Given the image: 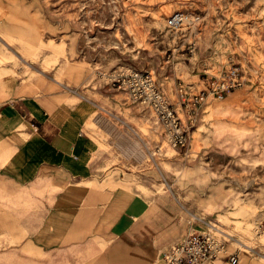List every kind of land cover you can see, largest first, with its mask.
Listing matches in <instances>:
<instances>
[{
    "label": "rangeland",
    "instance_id": "374dc122",
    "mask_svg": "<svg viewBox=\"0 0 264 264\" xmlns=\"http://www.w3.org/2000/svg\"><path fill=\"white\" fill-rule=\"evenodd\" d=\"M175 11L186 19L171 30L166 19ZM230 65L240 68L241 86L208 97L189 120L177 87L192 96ZM130 71L148 73L177 109L183 145L167 141L152 109L121 85ZM0 74L12 81L0 101L33 95L87 105L101 171L166 197L193 225L189 232L254 250L264 264V0H0ZM134 142L145 156L129 150ZM34 194L0 184V264H65L44 261L26 239L43 191Z\"/></svg>",
    "mask_w": 264,
    "mask_h": 264
},
{
    "label": "crops",
    "instance_id": "0c3cea01",
    "mask_svg": "<svg viewBox=\"0 0 264 264\" xmlns=\"http://www.w3.org/2000/svg\"><path fill=\"white\" fill-rule=\"evenodd\" d=\"M70 70L80 75L77 66ZM92 121L87 105L51 96L0 101V155L7 146L0 160V184L10 185L12 193L25 189L35 196L43 191L38 213H31L27 222L31 230L26 239L50 263L58 257L68 264L74 257L76 264H166L161 251L193 225L166 197L142 195L121 177L100 170ZM151 136L143 137L144 146H152ZM139 149L134 142L129 150L145 156ZM13 219L8 225L19 230V219ZM232 255L236 263L230 261ZM205 264L262 263L254 250L245 253L226 243L225 251Z\"/></svg>",
    "mask_w": 264,
    "mask_h": 264
},
{
    "label": "built area",
    "instance_id": "2783aa9c",
    "mask_svg": "<svg viewBox=\"0 0 264 264\" xmlns=\"http://www.w3.org/2000/svg\"><path fill=\"white\" fill-rule=\"evenodd\" d=\"M184 21V15L180 11H175L167 17L166 26L171 30H178L183 26ZM203 84L204 87L192 96H189L182 85L177 87V99L189 120L193 119L196 108L208 97L222 99L227 92L241 86L240 68L230 65L218 75H207ZM121 85L126 88L130 97L147 104L152 109L157 120L169 130L173 144H184L182 119L177 109L148 73L130 71L125 78H122ZM225 246L226 241L218 239L209 232L191 231L169 244L161 251L160 256L166 264H205L224 252ZM230 261L236 263V256L232 255Z\"/></svg>",
    "mask_w": 264,
    "mask_h": 264
},
{
    "label": "bare ground",
    "instance_id": "6f19581e",
    "mask_svg": "<svg viewBox=\"0 0 264 264\" xmlns=\"http://www.w3.org/2000/svg\"><path fill=\"white\" fill-rule=\"evenodd\" d=\"M186 19V18H185ZM21 39V38H20ZM40 42V41H39ZM43 42V41H42ZM51 43V42H50ZM34 45V44H33ZM40 45V44H39ZM50 46V45H49ZM58 46V45H57ZM38 47V46H37ZM57 60V59H56ZM0 75H5V74H0ZM10 81H11V78H9V77H4V76H2V77H0V88L2 89V90H5V89H7V87H10ZM12 82V81H11ZM224 123V122H223ZM234 127H235V125H234ZM212 128V127H211ZM226 134V133H225ZM211 137V136H210ZM167 141L170 139V136H168L167 138ZM170 141H171V139H170ZM171 143H172V141H171ZM173 144V143H172ZM210 227L211 228H214L213 227V225H210ZM213 230H215V231H217V232H221V230H219V229H217V228H215V229H213Z\"/></svg>",
    "mask_w": 264,
    "mask_h": 264
}]
</instances>
